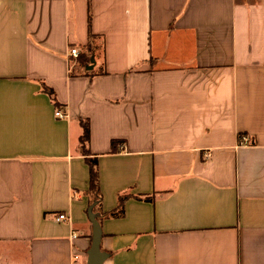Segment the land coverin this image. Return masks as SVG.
I'll use <instances>...</instances> for the list:
<instances>
[{
  "label": "crops",
  "instance_id": "crops-1",
  "mask_svg": "<svg viewBox=\"0 0 264 264\" xmlns=\"http://www.w3.org/2000/svg\"><path fill=\"white\" fill-rule=\"evenodd\" d=\"M92 218L102 264H264V0H0V264Z\"/></svg>",
  "mask_w": 264,
  "mask_h": 264
},
{
  "label": "trees",
  "instance_id": "trees-1",
  "mask_svg": "<svg viewBox=\"0 0 264 264\" xmlns=\"http://www.w3.org/2000/svg\"><path fill=\"white\" fill-rule=\"evenodd\" d=\"M94 37L93 34H90V38ZM87 50H90L89 52H91L93 50V48L91 47V45H87L85 47ZM81 54L79 52V54L77 55L78 57H81ZM43 89L48 92V94L50 95V97L54 100L55 103V96H54V92L53 90L46 86L45 84L42 85ZM82 135L80 137V143H81V154L84 155L85 161L89 166V188H88V193L90 195H92L94 197L95 200L99 199L100 196V191H99V185H98V171H97V158L95 156H90V151L88 149L87 143H88V139H89V123L88 121H84L82 124ZM116 143H120V141H116V140H112L111 141V151L115 152L117 151L116 149ZM126 199V196H120L118 199V205H117V210L118 211H122L123 209V203Z\"/></svg>",
  "mask_w": 264,
  "mask_h": 264
},
{
  "label": "water",
  "instance_id": "water-1",
  "mask_svg": "<svg viewBox=\"0 0 264 264\" xmlns=\"http://www.w3.org/2000/svg\"><path fill=\"white\" fill-rule=\"evenodd\" d=\"M92 225V237L89 249L87 250L86 264H102L106 254L100 249L101 231L98 222L94 218H92Z\"/></svg>",
  "mask_w": 264,
  "mask_h": 264
},
{
  "label": "built area",
  "instance_id": "built-area-1",
  "mask_svg": "<svg viewBox=\"0 0 264 264\" xmlns=\"http://www.w3.org/2000/svg\"><path fill=\"white\" fill-rule=\"evenodd\" d=\"M78 53L79 52H78L77 48H75V47L70 48V54L71 55L77 56ZM55 114H56V116H59V117L62 116V113H61L60 110H56ZM240 141L241 142H247V136H245V135L241 136L240 137ZM55 218H56V220L60 221V220H66L67 216H66V214L64 212H61L59 214H56ZM72 236L73 237H77V234L74 233V234H72ZM73 257H74V259H77L78 253L74 252Z\"/></svg>",
  "mask_w": 264,
  "mask_h": 264
},
{
  "label": "rangeland",
  "instance_id": "rangeland-1",
  "mask_svg": "<svg viewBox=\"0 0 264 264\" xmlns=\"http://www.w3.org/2000/svg\"><path fill=\"white\" fill-rule=\"evenodd\" d=\"M92 42H95V44L97 45V54L101 55V39L100 38H97L95 40L92 39ZM95 52V51H94ZM93 57V55H92Z\"/></svg>",
  "mask_w": 264,
  "mask_h": 264
}]
</instances>
